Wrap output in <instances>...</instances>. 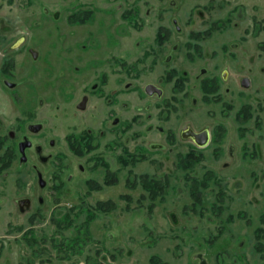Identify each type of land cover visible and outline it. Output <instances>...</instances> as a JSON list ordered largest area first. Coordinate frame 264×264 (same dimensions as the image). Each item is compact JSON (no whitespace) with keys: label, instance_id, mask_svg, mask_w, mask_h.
Returning <instances> with one entry per match:
<instances>
[{"label":"rangeland","instance_id":"rangeland-1","mask_svg":"<svg viewBox=\"0 0 264 264\" xmlns=\"http://www.w3.org/2000/svg\"><path fill=\"white\" fill-rule=\"evenodd\" d=\"M210 6V0H0V61L6 55L14 59L13 75L0 81V131H12L18 108L22 119L31 116L43 127L37 135L27 128L17 133L15 159L0 174V264H28L27 257L35 258L34 264H149L154 254L166 264H196L195 253H202L207 264H264V248L254 250L256 239L264 243V0H213ZM78 9H91L92 18L71 23L68 17ZM125 10L137 26L123 17ZM159 26L170 29L160 48L153 42ZM204 29L210 32L198 42L188 38L191 30ZM20 37L23 43L13 49ZM172 68L176 72L168 73ZM179 76L184 80L176 91ZM202 77L216 78L219 101L203 100ZM244 77L248 87L241 85ZM147 82L162 88L161 98L144 93ZM85 89L90 100L81 116L75 104ZM108 93L115 103L112 116L104 99ZM161 99L168 103L165 110ZM244 107L246 120L237 116ZM113 117L115 126L105 127ZM216 125H224L223 141L199 148L202 159L192 168H177V154L194 144L184 132H211ZM89 128L105 135L94 153L75 154L65 136ZM41 135L53 144H42ZM116 136L131 149L141 144L147 158L122 167L120 147L112 141ZM26 139L43 150L38 155L33 146L27 148L22 160L17 146ZM99 159L107 161L118 184L95 191L86 180L103 182ZM129 168L159 179L167 175L169 185L151 210L150 199H140V187L123 185ZM209 170L213 175L205 178ZM188 176L197 183L205 178L207 186H197L201 202L194 203ZM122 194L130 195L129 203ZM108 199L115 208L98 212L89 225L98 242L71 259H59L48 242L39 243L45 249L34 257L21 238L24 230H11L16 224L31 228L28 217L41 213L45 220L33 227L49 233L56 205L85 207ZM223 251L229 254L222 257Z\"/></svg>","mask_w":264,"mask_h":264},{"label":"trees","instance_id":"trees-1","mask_svg":"<svg viewBox=\"0 0 264 264\" xmlns=\"http://www.w3.org/2000/svg\"><path fill=\"white\" fill-rule=\"evenodd\" d=\"M92 18L91 9H78L72 11L68 17L71 23H82L86 22L88 19ZM206 100V97L204 98ZM248 110L245 107L239 111V115L242 116L243 119L246 120V116L248 114ZM70 149L75 154L81 155L89 150H91L92 146L91 142L81 141V139H76L73 142L70 141ZM127 156H131L130 158H125L123 155L118 157L119 162L122 166L130 164L131 166L135 165L136 162L145 159L141 154L136 152H129L127 148L124 149ZM178 160L176 162L177 168L188 169L192 168L193 165L199 162L202 159V153L195 152L190 153L188 155H178ZM13 148L11 143L8 141V138L5 137V148L3 152V163L4 167L7 168L11 165L13 160ZM105 169V178L104 183L106 185H113L118 182V177L115 172L110 171L108 168V164H103ZM205 178H211L210 173H205ZM191 181L190 183V193L193 197H198L199 192L198 187H195L194 184H197L198 179L191 178L190 176L186 177ZM205 178L203 179L205 184ZM89 188L92 189H101V184L97 182H88ZM169 185L167 175L163 176V179L156 178L153 175L148 173L135 174L130 169L128 171V176L125 179V186L129 189H135L140 187L144 193L140 195V199L149 198L150 204L148 205V209L151 210L154 206V200L156 198H162L165 193L167 187ZM120 197L129 203L131 197L129 194H122ZM57 201V200H56ZM116 206L115 202L110 200L107 201H97L93 206H71V207H63L61 205H56L48 219V223L51 226L49 233H46L43 229L39 232L34 226L37 222H43L45 220V214L36 213L30 215L28 217L29 225L32 227L29 229H25L23 224H16L11 227L12 231H23L22 240L23 242L32 249V254L34 257L38 255L35 252L40 254V249H45V245H40L39 243L45 244L46 242L50 243V249L54 250L59 259H71L74 255H81L84 246L88 243L98 242L95 238L92 237L89 230L90 223L97 218L98 212H105L111 209H114ZM82 213H85L84 220L79 223L78 220ZM76 229L75 235H69V231ZM100 249H97L96 253H99ZM262 250V248H261ZM91 257L87 255L85 257L86 261L89 262ZM34 259L31 260V257H27L28 264H34ZM94 263V262H93ZM92 263V264H93ZM60 264H68L66 262H61ZM98 264V263H97ZM149 264H166L162 259H160L157 255H151L149 258Z\"/></svg>","mask_w":264,"mask_h":264},{"label":"flooded vegetation","instance_id":"flooded-vegetation-1","mask_svg":"<svg viewBox=\"0 0 264 264\" xmlns=\"http://www.w3.org/2000/svg\"><path fill=\"white\" fill-rule=\"evenodd\" d=\"M212 3H213V0H210V4H211V6H212ZM210 6V7H211ZM235 8H237V7H234L233 9H235ZM232 9V10H233ZM130 13L131 12H129V11H127V10H125L123 13H122V15H123V17L125 18V19H127V21L129 22V23H131L133 26L134 25H136L137 26V24L138 23H133V21L128 17V16H131L130 15ZM135 15H136V13H135ZM137 19V18H136ZM254 25L255 26H259V21H254ZM159 28V29H158ZM157 29H158V31L155 33V37H154V39H153V42H154V45L155 46H157L158 48H160V46H163V44L164 43H166V39L168 38V36L170 35V29H168V27H166V26H159ZM207 30V29H206ZM210 32V29H208V31H205V29L204 30H201V31H194V30H191L190 32H189V34H188V38H190V39H192V40H195V41H197L199 38H201V34H202V37L204 36L203 34H208ZM23 41H24V38L23 37H20V38H18L16 41H15V43H13V45H12V48L13 49H16V48H18L19 46H21V44L23 43ZM194 41V42H195ZM187 42H188V44L187 45H190L191 44V42L189 41V40H187ZM190 42V43H189ZM198 42V41H197ZM195 44L196 43H192V45L191 46H195ZM197 45V44H196ZM33 56L35 57L36 56V53H33ZM151 56H153V55H151ZM14 59H13V57H11L10 55H6V56H4L3 58H1V61H0V81H4L5 80V78L6 79H8L10 76H12L13 75V72H14V70H13V68H14ZM140 61V60H139ZM142 61V60H141ZM134 63V64H133ZM133 63H131L130 65H129V68H128V71L131 69V68H133V67H135V65L138 63V60L137 61H135V62H133ZM176 72V69L175 68H172L170 71H168V73H170V74H173V73H175ZM226 74H227V72L226 71H222V73H221V75H222V77L223 78H226ZM180 79H182V80H184V77H182V76H179L178 77V79L177 80H175V84H174V89H176V91H179V90H181V83H180ZM243 79H245V77L244 78H242L241 79V85L243 86V87H245L244 85H243V83H242V81H243ZM247 79V78H246ZM8 84V86L10 87V88H13L14 86H15V84L13 83V82H8L7 83ZM148 85H152L153 86V90H152V92L151 93H149L148 91H147V86ZM218 82H217V80H216V78L214 77H202L201 79H200V81H199V88H200V91H201V96H203V100H205L204 98L206 97V100L205 101H210V100H212V101H219L220 100V93H218L219 92V88H218ZM248 87V86H247ZM90 89H85L84 91H83V93H82V95H81V97H80V100L75 104V109L77 110V111H80L79 112V114L82 116L83 114V112L84 111H86V109H87V105H88V102H89V100H90V91H89ZM143 90H144V93L150 98V97H153V96H157L158 98H161L162 97V93H163V90H162V88H160L157 84H155V83H151V82H147L145 85H144V87H143ZM158 91H160V93H158ZM2 92H3V90H2ZM107 96H109L108 98H107ZM113 96H112V94H110V93H108V94H106L105 96H104V99L106 100V103H109V111H110V116H112L114 113H115V103L113 102V99L114 98H112ZM14 98V101H16L17 102V99H15V97H13ZM46 101H48V100H46ZM161 101H164L163 102V104L161 105V110H165L167 107V102L165 101V99L163 100V99H161ZM112 102H113V106H112ZM0 104H3V101H2V96H1V93H0ZM239 111L240 110H238L237 111V116L239 115ZM75 112H73L72 113V115L70 116V117H72V118H74V116H75ZM69 116V115H68ZM94 116V114L92 115V117ZM110 116H109V118H110ZM26 117H29V120H27L26 118L25 119H22V117H21V112H20V109L18 108V113L16 114V115H14L13 117H12V123H10V128L12 127V131H10V132H7V133H5V131H4V129L2 130V131H0V174L2 173V171L4 170V163H3V152H4V148H5V137H7L8 138V141L11 143V145H12V148H13V155H14V157H13V160L15 159V146H14V142L16 141V139H17V133L18 132H20L21 130H24L25 128H27L28 129V131L31 133V134H33V135H37V134H39L41 131H42V125H41V123L40 122H37V121H30V120H32V118L33 117H31V116H26ZM82 118V117H81ZM135 118H136V116H135ZM131 120H135L134 118H132ZM131 120L129 121V122H127V124H126V127L127 128H129L130 126H131ZM81 122L83 123V120H81ZM104 123V120L103 121H101L100 122V126L102 125ZM115 123H116V119L113 117L111 120H109V122H105L104 123V126L106 127V124H108L109 126H112V127H114L115 126ZM2 125V123H1V120H0V126ZM223 126L224 125H216V126H214V128L212 129V135H211V132L208 130V129H203V130H200V131H194V130H191V129H188V130H186L185 132H184V135L185 136H188L189 138H191V140H192V142L195 144H192V146L185 152V153H182L183 155H188V154H190V153H195V152H200L201 153V151H200V149L199 148H202V147H205V146H208V143L209 142H211V141H213L214 142V144H216V145H218V144H220L222 141H223V138H224V129H223ZM92 129L91 128H89V129H85V130H79V131H73V132H71V134H68V135H66L65 136V140H66V142L68 143V146H69V148H70V141H74V140H76V139H81V141H85V143H86V141H88V142H91V146H92V148H91V150H89L88 152H86V153H84V155L85 154H89V153H94L95 151H96V149L98 148V138H100L103 134L105 135V133L103 132V130H99L98 131V134H95V133H93L92 131H91ZM202 132H206L207 133V135H208V140H207V142H206V144H204V145H199L198 144V141H200L201 140V136H198L197 134H200V133H202ZM172 133L170 132L169 134H168V139H173V137H172ZM23 136V138H26L25 136V134H23L22 135ZM198 136V137H197ZM49 137H47L46 135H41L40 137H39V139H40V142L43 144V143H45L46 141H48V144L49 145H52L53 144V142H54V140L52 139V138H49ZM211 140V141H210ZM112 141L118 146V147H120V150H121V154H119L118 156H117V160H118V157L119 156H124L125 158H130L131 156H127V154H126V152L124 151V149L125 148H127L128 149V151L129 152H131V153H133V152H136V153H139V154H141L145 159L147 158V153H149L147 150H144L143 149V147H142V145L140 146V145H135L134 146V148H132L131 149V147H128L127 145H126V143H123V141L121 142V141H119V140H117V136L116 137H114L113 139H112ZM22 142H30V145L29 146H25V148H24V150L22 151V149L20 148V144L22 143ZM170 142H172V140H170ZM112 144L110 143V146H111ZM33 146V149L36 151V153H38V155L39 154H41V152H42V150H43V148H42V146L41 145H38V144H33L30 140H28V139H26L25 141H23V140H20V141H18V150H19V152L22 154V160H26V157L23 155L24 154V152H25V150L27 149V148H31ZM214 148H218V147H214ZM72 151V150H71ZM181 153H179V154H177V155H182ZM50 155H48L47 157H46V159L49 157ZM179 157V156H178ZM13 160H12V162H13ZM100 160V163H101V165L104 167V169H106V167L103 165V164H105V163H107V161H105L104 159H99ZM12 162H11V164H12ZM118 162H119V160H118ZM120 163V162H119ZM108 164V163H107ZM121 164V163H120ZM122 166V165H121ZM127 166H131L130 164H127V165H125V166H122V167H127ZM108 168H109V164H108ZM131 168H129V169H127V176H128V171L130 170ZM188 169H190V168H188ZM132 170V169H131ZM187 170V169H186ZM207 172H209L210 173V176L212 177V175H213V173H212V171H206V173ZM204 176L206 175V174H203ZM191 178H194V176H190ZM104 178H105V174H104ZM195 179V178H194ZM197 179V178H196ZM195 179V180H196ZM204 178H202V180H203ZM55 180H57V179H55ZM90 181H92V182H96V181H94L93 179H87L86 180V184L88 183V182H90ZM98 183V182H97ZM99 184H101V186H102V188H103V186H113V185H116V184H118V182L116 183V184H113V185H106L105 183H104V179H103V182L102 183H99ZM39 185L40 186H44V181L41 179V180H39ZM124 186H125V181H124V184H123ZM194 186L195 187H197V186H199V187H206L207 186V183H205V184H203L202 182L201 183H197V184H194ZM61 187V182L59 181L58 183H57V186H56V188H60ZM126 187V186H125ZM102 188L101 189H98V190H96V189H92V190H95V191H100V190H102ZM127 188V187H126ZM127 189H129V188H127ZM189 189H190V187H189ZM92 190H88V192L89 191H92ZM131 190V189H130ZM133 190V189H132ZM196 191H198L199 192V190H196ZM190 195H191V193H190ZM191 197L193 198V200H194V203H197V202H199L200 200H201V193L199 192V195H198V197H193L192 195H191ZM108 200H110V199H108ZM105 201H107V200H105ZM201 202V201H200ZM29 203V202H28ZM26 205V204H25ZM228 220L230 219V220H232V217H230V216H228V218H227ZM257 233V232H256ZM255 233V234H256ZM255 236V235H254ZM257 236V235H256ZM206 239H209V238H206ZM205 239V240H206ZM209 242V244H208V248H209V250L211 249L212 250V248H213V246H212V244H211V242L208 240L206 243H208ZM211 244V245H210ZM209 245H210V247H209ZM254 250H256V252H263V248H264V243L263 244H261V242L260 241H258L257 239H256V242L254 243ZM261 248H262V250H261ZM210 254H213L212 253V251L211 252H209ZM225 254L226 255H228L229 253H228V251H223L222 252V254H220V255H222V257L223 256H225ZM220 255H217V257L219 258L220 257ZM194 257H195V259H197L196 261H197V263L196 264H207V262H206V257L202 254V253H195V255H194ZM217 258V260H219Z\"/></svg>","mask_w":264,"mask_h":264},{"label":"water","instance_id":"water-1","mask_svg":"<svg viewBox=\"0 0 264 264\" xmlns=\"http://www.w3.org/2000/svg\"><path fill=\"white\" fill-rule=\"evenodd\" d=\"M242 83H243V85L245 86V87H247L248 86V79H243V81H242ZM147 91L149 92V93H151L152 92V90H153V86L152 85H148L147 87ZM158 93H160V91H158ZM198 136H201V140L200 141H198V144L199 145H204V144H206V142H207V140H208V135H207V133L206 132H202V133H200V134H197ZM197 136V137H198ZM30 145V142H22L21 144H20V148L22 149V151L24 150V148H25V146H29ZM21 204H26V205H28V201L27 200H23L22 202H21Z\"/></svg>","mask_w":264,"mask_h":264}]
</instances>
